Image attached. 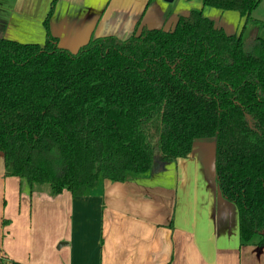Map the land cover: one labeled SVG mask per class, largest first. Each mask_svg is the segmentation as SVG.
<instances>
[{
	"label": "trees",
	"instance_id": "obj_1",
	"mask_svg": "<svg viewBox=\"0 0 264 264\" xmlns=\"http://www.w3.org/2000/svg\"><path fill=\"white\" fill-rule=\"evenodd\" d=\"M246 24L262 0H202ZM0 36V153L4 176L52 196L82 197L214 143L221 195L238 213L242 243L264 246V38L246 47L201 10L127 38L59 46ZM11 264H23L11 261Z\"/></svg>",
	"mask_w": 264,
	"mask_h": 264
},
{
	"label": "crops",
	"instance_id": "obj_2",
	"mask_svg": "<svg viewBox=\"0 0 264 264\" xmlns=\"http://www.w3.org/2000/svg\"><path fill=\"white\" fill-rule=\"evenodd\" d=\"M52 1L0 0L9 7L0 12L2 37L14 32L25 37L22 43L43 44ZM191 10L221 26L224 15L232 13L206 7L202 0H57L49 30L59 46L76 51L93 37L127 38L140 20L151 27L171 26ZM195 151L168 163L176 164L175 185L137 177L105 180L96 186L102 192L89 190L82 197L68 191L52 196L47 186L31 192L19 178L4 176L0 153V264H264V246L240 239L237 209L217 185L215 155L207 151L205 160L200 157V185L188 181V162L200 161ZM164 170L166 165L154 172Z\"/></svg>",
	"mask_w": 264,
	"mask_h": 264
},
{
	"label": "rangeland",
	"instance_id": "obj_3",
	"mask_svg": "<svg viewBox=\"0 0 264 264\" xmlns=\"http://www.w3.org/2000/svg\"><path fill=\"white\" fill-rule=\"evenodd\" d=\"M198 1L201 0H191V3H196ZM9 7L7 5V2H4L1 4L0 6V12L1 14H5L8 10ZM215 9V8H214ZM217 10V9H216ZM232 13L229 14H225L224 15V21L221 22V24L225 27V28H229L232 27L230 30V33H235V32H242L243 31V39L246 43V47L249 49L250 48V44L251 41L253 40V38L255 37H261L264 38V27H261L260 25H257L253 22V20H249L246 24L245 23V19L241 18L240 14L238 12L235 11H229ZM252 18L253 19H257V20H264V0H262L261 4L258 6V8H256L253 12H252ZM228 26V27H227ZM165 28H168V25L165 26ZM0 36H3L1 33V29H0ZM8 37L9 38H16L17 40L21 41V42H27L25 37L23 35H18L17 33L14 32H8ZM202 144V145H201ZM199 146L201 148H199ZM197 148H199V152L198 150L195 151ZM193 151H195V155L197 156V158L200 161H196L198 162L199 165H197V169H196V162L194 161H189V159L187 160L188 164L191 165V169L189 167V177H188V181H191L192 184H196L200 185V183L197 181L196 178V171H198L199 174H202V172L200 173V170L202 169V165H203V159L204 156L203 155H207V151H209V156L210 155H214V143L212 141H197L194 145ZM212 153V154H211ZM202 156V160L200 159V157ZM205 160V159H204ZM159 175H163L162 177H160ZM138 179H141L143 181H151V180H155L157 182L163 183V184H168V185H175V181H176V164H166V170H164L163 172H150L147 174V176L145 175H139L136 176ZM105 180L101 181L100 184H102ZM201 182V181H200ZM205 183H203L204 185ZM202 187V186H201ZM205 188L202 187L201 190H203ZM94 191V193H99L102 192V187H95L93 189H91ZM199 198H201V195H199ZM182 202V201H180ZM229 204H231L234 208L235 205L233 203L228 202ZM59 246V245H58Z\"/></svg>",
	"mask_w": 264,
	"mask_h": 264
},
{
	"label": "water",
	"instance_id": "obj_4",
	"mask_svg": "<svg viewBox=\"0 0 264 264\" xmlns=\"http://www.w3.org/2000/svg\"><path fill=\"white\" fill-rule=\"evenodd\" d=\"M164 1L167 3H172L174 0H164ZM160 168L163 169L164 165H162ZM155 170H156V168L153 169V171H155Z\"/></svg>",
	"mask_w": 264,
	"mask_h": 264
}]
</instances>
